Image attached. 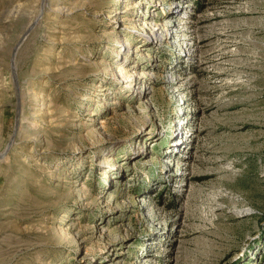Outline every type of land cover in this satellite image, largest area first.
Wrapping results in <instances>:
<instances>
[{"label": "rangeland", "instance_id": "obj_1", "mask_svg": "<svg viewBox=\"0 0 264 264\" xmlns=\"http://www.w3.org/2000/svg\"><path fill=\"white\" fill-rule=\"evenodd\" d=\"M1 154L0 264H264V0H0Z\"/></svg>", "mask_w": 264, "mask_h": 264}, {"label": "bare ground", "instance_id": "obj_2", "mask_svg": "<svg viewBox=\"0 0 264 264\" xmlns=\"http://www.w3.org/2000/svg\"><path fill=\"white\" fill-rule=\"evenodd\" d=\"M28 30V29H27ZM27 30H26V32H25V35L27 34ZM157 35L159 34V33H156ZM16 50V49H15ZM14 70H15V68H14ZM4 155V154H3ZM2 154L0 155V156H3Z\"/></svg>", "mask_w": 264, "mask_h": 264}]
</instances>
